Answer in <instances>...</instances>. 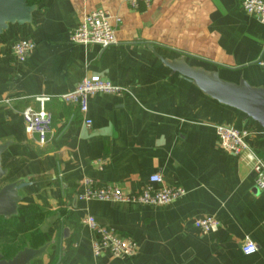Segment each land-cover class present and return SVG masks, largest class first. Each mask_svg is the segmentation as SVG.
Returning <instances> with one entry per match:
<instances>
[{"label": "crops", "instance_id": "obj_1", "mask_svg": "<svg viewBox=\"0 0 264 264\" xmlns=\"http://www.w3.org/2000/svg\"><path fill=\"white\" fill-rule=\"evenodd\" d=\"M36 5L31 23L11 25L0 37V143L13 140L3 154L9 170L4 184H28L16 219L25 222L23 212L39 208L31 232L24 233L25 246L52 242L43 261L57 248L64 264H264V189L245 160L221 148L215 125L248 129L263 160L264 128L159 58L182 59L218 71L224 80L264 88V20L247 14L240 0H153L139 10L127 0ZM97 8L122 18L118 43L106 49L73 43L72 34ZM19 38L36 43L25 62L13 54ZM90 76L129 86L130 92L91 97V127L79 108L52 98L46 103L54 119L47 143L26 132L22 112L38 110L37 97L58 96ZM154 174L186 194L160 206L79 199L84 177L137 193ZM88 215L135 240L138 254L94 256L95 233L82 224ZM202 216L216 218L219 229L202 234L194 227ZM249 241L257 251L245 255Z\"/></svg>", "mask_w": 264, "mask_h": 264}, {"label": "built area", "instance_id": "obj_2", "mask_svg": "<svg viewBox=\"0 0 264 264\" xmlns=\"http://www.w3.org/2000/svg\"><path fill=\"white\" fill-rule=\"evenodd\" d=\"M134 10L149 9L153 0H127ZM241 7L247 14L264 20V0H240ZM122 22L118 15H111L103 8L90 11L79 24L71 36L75 44H96L102 49L118 43L117 26ZM36 48V43L28 38H19L13 43V54L20 61H27L31 52ZM130 92L129 86H121L104 80L101 76L84 77L74 89L58 96H39L36 101L39 109L26 108L22 112L26 132L35 135L41 145H45L52 133L53 115L46 109V103L52 98H58L65 105H73L79 108L85 115L84 122L88 127L92 126V120L86 117L89 110L91 97L100 94L125 95ZM217 138L221 148L232 155L245 160L255 177L257 187L264 189V160L251 145L248 129H239L227 124L215 125ZM83 191L79 195L82 201H104L110 203H127L148 206L166 205L182 198L186 194L182 186H167L160 174L150 177V184L143 187L137 193L126 192L120 186L107 184L98 186L90 177H84L81 181ZM153 184L160 185L155 188ZM82 224L90 228L95 236L91 241L94 256L108 255L117 258H133L138 254V243L127 237L120 236L114 228L101 226L94 216L88 215L82 219ZM194 227L202 234L216 232L219 222L210 216L198 217L194 220ZM242 251L245 255L256 253L257 245L247 242Z\"/></svg>", "mask_w": 264, "mask_h": 264}, {"label": "water", "instance_id": "obj_3", "mask_svg": "<svg viewBox=\"0 0 264 264\" xmlns=\"http://www.w3.org/2000/svg\"><path fill=\"white\" fill-rule=\"evenodd\" d=\"M36 10L37 5L30 4L26 0H0V37L11 25L24 26L31 23ZM159 58L173 72H178L193 82L204 94L245 113L248 118L264 128V88L254 87L245 79H241L238 83L224 80L218 71L193 67L182 59L168 61L161 56ZM11 144L13 140L0 143V218L5 219L20 215L22 191L28 186L22 181L4 184L9 170L3 166V154ZM51 245L52 242H47L38 248L25 246L10 259H6L0 252V264H33L48 255Z\"/></svg>", "mask_w": 264, "mask_h": 264}, {"label": "rangeland", "instance_id": "obj_4", "mask_svg": "<svg viewBox=\"0 0 264 264\" xmlns=\"http://www.w3.org/2000/svg\"><path fill=\"white\" fill-rule=\"evenodd\" d=\"M7 220L10 219L3 218V220H0V252L8 253L9 258L27 244L28 239L24 236V233L31 232L33 222L30 220L24 222L23 218H13L12 221ZM36 241L34 244H36Z\"/></svg>", "mask_w": 264, "mask_h": 264}, {"label": "trees", "instance_id": "obj_5", "mask_svg": "<svg viewBox=\"0 0 264 264\" xmlns=\"http://www.w3.org/2000/svg\"><path fill=\"white\" fill-rule=\"evenodd\" d=\"M28 3L30 4H37L39 0H26ZM36 212H39V208L37 206H30L29 208H27V210H25L23 212V214L26 217V220L29 222V220L31 219L32 215ZM0 220H3V218H0ZM7 221H12L7 220ZM31 221V220H30ZM40 221V220H39ZM28 239V237H26ZM5 256H8V253L2 251ZM62 255L60 254V252L58 251V249L56 248L53 252V254L51 255L50 259L48 262H44L43 260H37L35 261L33 264H64V256L61 257ZM66 261V260H65ZM67 261H68V257H67Z\"/></svg>", "mask_w": 264, "mask_h": 264}, {"label": "flooded vegetation", "instance_id": "obj_6", "mask_svg": "<svg viewBox=\"0 0 264 264\" xmlns=\"http://www.w3.org/2000/svg\"><path fill=\"white\" fill-rule=\"evenodd\" d=\"M24 247H25V246H24ZM24 247H23V248H24ZM17 252H18V251H17ZM17 252H16V253H17ZM2 253H3V252H2ZM16 253H15V254H16ZM3 254H4V253H3ZM15 254H14V255H15ZM4 255H5V254H4ZM14 255H13V256H14ZM13 256H12V257H13ZM12 257H9V258H8V256H7V257L5 256L6 259H10V258H12Z\"/></svg>", "mask_w": 264, "mask_h": 264}]
</instances>
